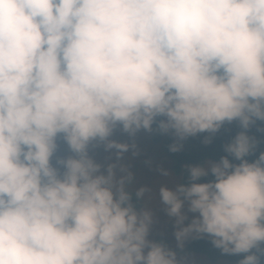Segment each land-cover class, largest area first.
I'll return each instance as SVG.
<instances>
[{"label":"clouds","instance_id":"clouds-1","mask_svg":"<svg viewBox=\"0 0 264 264\" xmlns=\"http://www.w3.org/2000/svg\"><path fill=\"white\" fill-rule=\"evenodd\" d=\"M233 121L224 155L156 196L177 248L207 237L262 264L264 151L246 157L264 122V0H0V264H181L148 239L152 188L112 134L155 125L176 152Z\"/></svg>","mask_w":264,"mask_h":264},{"label":"rangeland","instance_id":"rangeland-1","mask_svg":"<svg viewBox=\"0 0 264 264\" xmlns=\"http://www.w3.org/2000/svg\"><path fill=\"white\" fill-rule=\"evenodd\" d=\"M167 135L168 134H161L153 128V131L151 132L141 130L137 132L134 137H129L126 133H123L117 128L114 130L111 137V139L117 142L130 145L129 150L123 153L120 162L125 164L129 171L135 176L137 181L135 187L146 185L152 188L151 193L146 194L145 198L141 201L142 206L152 208L154 213L153 224L150 226L148 239L157 242L158 238H165V240L168 241L167 247L176 252L177 259L181 264H236L224 259L214 262L202 254L186 255L178 253L194 239L186 240L183 248H177L176 240L173 235L175 230L173 227V221L165 214L163 206L159 204V198L156 196V189L161 184L171 186L181 180V177L174 173L173 158L167 152L164 145ZM57 144L58 148L56 155L64 156L69 154L67 146L62 140H58ZM132 144L135 145V148L131 147ZM133 152H135V155H133ZM89 154L98 163L105 166L115 160L114 152H106L102 145L90 148ZM209 159L211 158H206L205 160ZM54 160L55 157L53 158V162ZM161 169L167 171L169 176H161ZM188 215L189 218H191L192 214L189 213ZM185 223H187V221H185Z\"/></svg>","mask_w":264,"mask_h":264},{"label":"trees","instance_id":"trees-1","mask_svg":"<svg viewBox=\"0 0 264 264\" xmlns=\"http://www.w3.org/2000/svg\"><path fill=\"white\" fill-rule=\"evenodd\" d=\"M156 129V126L153 125ZM258 129H264V122L256 121V123L250 126L248 135L255 137L258 141L256 151L246 157L249 161L256 158L260 151H264V131H258ZM241 131L236 121L231 123H225L215 134H211V142L208 144L203 143V139L209 136L208 133H199L196 136H191L182 142V148L179 151L172 152L169 150V146L173 144L174 137L168 134L165 138V148L167 152L173 158L174 173L179 175L181 179L185 176V166L202 162L206 158L218 160L220 156L224 155L223 145L231 140L237 132ZM211 179V176L203 178L200 182H206ZM142 205V203H141ZM157 242L163 243L168 246V241L165 238L160 237ZM179 254H202L207 256L211 261H218L221 259L238 264V261L243 258L245 254H222L219 249L214 248L209 242V238L194 239L188 243V245L178 252ZM264 264V262H262Z\"/></svg>","mask_w":264,"mask_h":264}]
</instances>
